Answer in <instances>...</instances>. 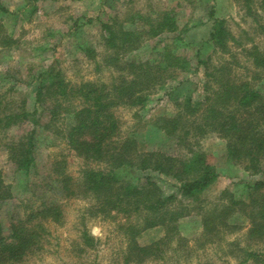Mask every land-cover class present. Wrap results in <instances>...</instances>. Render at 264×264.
<instances>
[{"label":"trees","instance_id":"16d2710c","mask_svg":"<svg viewBox=\"0 0 264 264\" xmlns=\"http://www.w3.org/2000/svg\"><path fill=\"white\" fill-rule=\"evenodd\" d=\"M36 1L25 0L22 9L30 7L34 12ZM237 2L248 15L254 14V10L260 16L264 15V0ZM0 12L8 13L1 1ZM93 19L85 21L89 23ZM96 19L100 24L102 43L116 54L125 46L141 42L145 34L155 38L178 30L177 17L169 10L158 11L155 15L131 10L124 18L115 15L107 21L101 17ZM260 26L264 34V25ZM239 41L230 31L226 19H214L208 39L214 50L231 53L230 45L236 42L255 68L264 69V44L253 41L246 46ZM17 42L0 24V49H12ZM81 49L96 59L92 47L85 45ZM170 50L166 47L159 63L128 61L131 77L112 86L93 80L72 83L66 80L61 70L39 73L33 81L39 80L35 97L42 114L38 110L30 112L25 100L19 101L10 95L15 85L5 89L0 87V148L7 150L9 159L18 170L28 174L36 165L40 127L64 139L68 147L85 161L102 165L98 168L87 165L81 169L79 178H75L68 171L66 158L63 155L56 158L51 163L48 179L38 184L43 191L33 190L30 198L16 205L17 210L21 208L23 211H16L10 219L7 235L0 220V264H21L27 256L39 251L49 235L46 223L62 225L65 220L63 205L58 199H49V191L54 196L70 198L77 194L78 186L95 202L90 208L91 214L109 215L116 211L127 217L122 225L129 236L125 264L139 263L146 257L163 258L165 244L179 231L178 222L190 214L191 201L195 203L193 208L204 211L201 218L204 232L222 239L223 234L240 230L243 223L237 221L243 218L250 224L248 237L264 240V178L245 183L246 193L240 196L229 187L223 189L220 194L222 203L209 211L199 207L198 203L204 202L203 192L213 185L217 174L206 151L199 143L190 142L192 138L214 132L225 139L229 160L243 165L246 171L260 173L264 168V88L261 85L254 84L252 79H233L230 63L211 65L210 57L202 59L198 53V64L204 65L206 77L202 94L198 98L191 95L179 101L174 115L161 116L155 122L159 130L177 138L178 144L189 140L186 144L188 155L142 150L137 147L134 137L122 139L120 136V121L114 111L117 106L126 102L143 106L148 88L163 86L177 70L191 68L187 57ZM111 57L112 62L119 60L118 55ZM96 63L100 68L99 62ZM26 123L32 128L5 140L8 130ZM129 166L174 179L177 191L166 194L150 177L142 183L125 184L117 178L114 170ZM12 198L11 186L4 182L0 170V208ZM133 216L138 221H130ZM157 226L166 230L164 237L145 245L138 242L137 237L144 230ZM80 235L86 247L97 243L85 225ZM236 251L234 254L230 250L236 258L235 264H264V252L249 247H237Z\"/></svg>","mask_w":264,"mask_h":264},{"label":"rangeland","instance_id":"374dc122","mask_svg":"<svg viewBox=\"0 0 264 264\" xmlns=\"http://www.w3.org/2000/svg\"><path fill=\"white\" fill-rule=\"evenodd\" d=\"M0 1L8 9V13L0 12V24L18 41L12 49H0V87L5 89L15 85L10 95L19 101L25 100L30 112L38 110L42 114V108L36 104L35 97L39 80L33 81L39 73L61 70L66 80L72 83L93 80L112 86L131 77L126 64L128 61L159 63L166 47L189 59V70H177L163 86H152L146 90L147 100L143 106L126 102L115 108L120 121V136L122 139L134 137L138 142L137 147L142 150L161 151L176 156L188 155L186 144H189V140L178 144L177 138L159 130L155 122L161 116L174 115L179 101L191 95L198 98L202 94L206 77L204 65L198 64V53L202 59L210 57L211 65L230 63L233 79H252L254 84L264 88V69L255 68L244 57L242 47L236 42L231 43V53L227 54L214 50L208 43L214 19L224 18L230 31L240 40L239 43L246 46H250L253 41L264 44L260 26L264 25V15L260 16L255 10L254 14L248 15L237 0H37L34 12L30 11V7L22 9L25 0ZM131 10L144 15L169 10L177 17L178 30L155 38L145 34L141 42L135 43V46H125L116 54L115 50L105 48L102 43L100 24L96 17L104 21L115 15L124 18ZM88 18L95 19L87 23L85 20ZM85 45L96 51V59L81 49ZM116 55L119 60L115 63L111 56ZM31 128L30 123L14 127L5 134V140ZM37 141L36 165L28 174L18 170L9 159L7 150L0 148V170L4 182L11 186L13 193V198L0 208L5 235L9 233V221L16 211H23L21 208L17 210L16 205L30 198L33 190L39 193L43 191L38 184L48 179L51 163L56 158L62 155L66 158L68 171L75 178H79L81 169L87 165L102 167L98 162L85 161L68 147L64 139L53 136L42 127L39 128ZM190 142L199 143L206 151L208 161L217 174L213 185L203 192L204 202L198 203L199 207L209 211L222 203L220 194L223 189L229 187L240 196L246 193L245 183L264 178V168L254 174L246 171L243 165L229 160L225 139L214 132L192 138ZM114 172L125 184L142 183L150 177L166 194L177 191L174 179L154 171H139L129 166L115 169ZM48 197L51 200L58 199L63 205L64 223L57 225L47 222L49 235L45 244L39 251L27 256L21 264H125L129 236L122 226L127 221L124 214L116 211L109 215L91 214L90 208L95 202L79 186L77 194L70 198L54 196L52 191H49ZM190 204L189 216L178 222L179 231L164 246V257H146L142 262L131 264H235L236 258L230 250L237 254V247L264 252L263 239L248 237V220L240 218L237 222L243 223V227L233 233L223 234L220 239L202 230L204 211L193 208V201ZM130 221L138 220L133 216ZM84 225L97 240L93 247H86L82 243L80 234ZM165 235L164 227L157 226L144 230L137 240L145 245ZM233 241L237 244L233 245Z\"/></svg>","mask_w":264,"mask_h":264}]
</instances>
